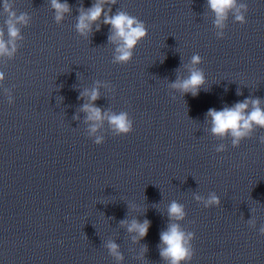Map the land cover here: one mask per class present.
<instances>
[{
  "label": "clouds",
  "instance_id": "obj_1",
  "mask_svg": "<svg viewBox=\"0 0 264 264\" xmlns=\"http://www.w3.org/2000/svg\"><path fill=\"white\" fill-rule=\"evenodd\" d=\"M115 4L116 0H103V3L98 0L91 8L87 10L81 9L76 29L81 35H87L91 31V24L99 20L103 14V23L109 25L112 30V35L109 36L110 42L117 43L115 62L127 64L133 56V49L137 44L145 39L148 35V30L145 23L138 18L124 11H118L115 15H109L104 12L103 4ZM209 8L215 13V24L217 27L223 28L224 21L227 19L228 13L234 11L235 20L240 23H246L245 16L241 9L247 11V4H237V0H207ZM51 6L55 9L57 22L63 19L65 13L70 11V6L67 3H61L60 0H51ZM3 12L7 14L5 25L7 27L8 41L4 39V30L0 29V55L7 54L11 56L15 51V41L20 37V29L18 24L27 25L29 17L26 13L17 15L14 10L13 3L10 0H4ZM111 12V8L108 9ZM99 25H97V30ZM12 45L9 51L8 45ZM201 57L199 55L192 56V64H199ZM190 74L186 79H177L171 84V87L178 89L183 93H191L197 95L200 87L205 83V77L201 70L191 68ZM4 79L3 73H0V81ZM88 95L91 101H96L99 98L98 89L94 88L90 92L82 93ZM12 100L9 98V103ZM261 101L257 99H246L243 102L235 104L233 107H226L223 110L209 109L207 116L211 120V132L213 135L225 137L231 135L233 137L232 144L238 147L241 140L250 137L255 128L264 129V109L260 107ZM249 105L251 110L249 111ZM82 110L87 113V121L92 122L90 132L95 133L99 127V122L107 119L111 129L118 135H127L133 131V120H131L126 112L105 113L102 109L95 107L94 104H85ZM102 138L97 137L95 144L100 145ZM261 143L264 144V137H261ZM218 152L223 151V146L217 149ZM197 200L201 198L196 197ZM220 200L216 195H212L206 202L205 207L211 205H219ZM168 215L170 219L176 221L183 220L185 217L184 207L173 201L168 207ZM125 223V222H121ZM149 222L133 221L129 227V232H137L141 238L145 237L148 232ZM260 234L264 236V228ZM195 234L185 232L181 229L179 223H172L168 230L160 234L161 243L164 245L160 250V256L168 261V264H188L194 256V249L191 241ZM108 248L111 253L117 258H121L117 251L118 245L109 243Z\"/></svg>",
  "mask_w": 264,
  "mask_h": 264
}]
</instances>
